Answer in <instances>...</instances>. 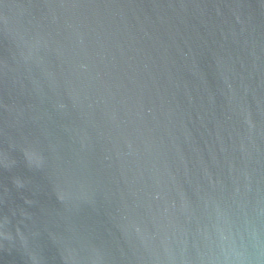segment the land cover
I'll use <instances>...</instances> for the list:
<instances>
[{"label":"water","instance_id":"95a60500","mask_svg":"<svg viewBox=\"0 0 264 264\" xmlns=\"http://www.w3.org/2000/svg\"><path fill=\"white\" fill-rule=\"evenodd\" d=\"M0 264H264V0H0Z\"/></svg>","mask_w":264,"mask_h":264},{"label":"clouds","instance_id":"9594fccd","mask_svg":"<svg viewBox=\"0 0 264 264\" xmlns=\"http://www.w3.org/2000/svg\"><path fill=\"white\" fill-rule=\"evenodd\" d=\"M233 250L235 251V247L233 248ZM238 258H239V256H238Z\"/></svg>","mask_w":264,"mask_h":264}]
</instances>
